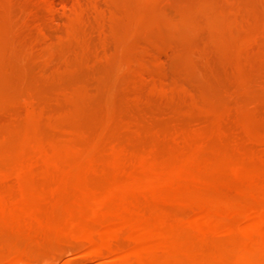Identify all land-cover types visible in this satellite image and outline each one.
<instances>
[{
    "label": "bare ground",
    "instance_id": "1",
    "mask_svg": "<svg viewBox=\"0 0 264 264\" xmlns=\"http://www.w3.org/2000/svg\"><path fill=\"white\" fill-rule=\"evenodd\" d=\"M181 20L195 23V14ZM203 25L243 57L235 86L155 129L162 151L130 148L143 130L135 115L124 140L73 129L44 141L34 135L49 114L43 104L0 101V115L20 108L26 122L19 135L0 119V264H264V73L250 58L264 56V20L245 32L218 15ZM149 63L143 53L118 62L105 82V116L161 89Z\"/></svg>",
    "mask_w": 264,
    "mask_h": 264
},
{
    "label": "rangeland",
    "instance_id": "2",
    "mask_svg": "<svg viewBox=\"0 0 264 264\" xmlns=\"http://www.w3.org/2000/svg\"><path fill=\"white\" fill-rule=\"evenodd\" d=\"M46 1L0 0V101L30 97L43 104L49 114L38 120L34 135L44 141L69 139L74 130L106 132L120 141L131 135L130 117H141L143 130L130 144L135 151L164 150L167 142L155 129L172 125L190 106L222 100L235 86L243 57L212 39L204 17L218 15L238 32L264 20V0H50L49 8ZM201 6L206 14L199 13ZM185 13H194L196 22L181 20ZM140 53L161 89L146 100L127 101L118 116H105V82L120 60ZM257 56L250 58L264 73V56ZM79 87L92 94L63 95ZM3 118L26 135L20 108ZM66 123L72 127L63 128Z\"/></svg>",
    "mask_w": 264,
    "mask_h": 264
}]
</instances>
